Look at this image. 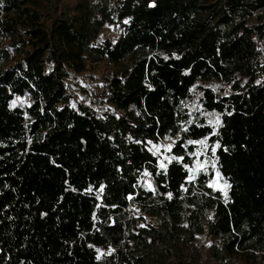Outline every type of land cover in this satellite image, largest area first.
Here are the masks:
<instances>
[{"label": "trees", "instance_id": "1", "mask_svg": "<svg viewBox=\"0 0 264 264\" xmlns=\"http://www.w3.org/2000/svg\"><path fill=\"white\" fill-rule=\"evenodd\" d=\"M0 264H264V0H0Z\"/></svg>", "mask_w": 264, "mask_h": 264}, {"label": "rangeland", "instance_id": "2", "mask_svg": "<svg viewBox=\"0 0 264 264\" xmlns=\"http://www.w3.org/2000/svg\"><path fill=\"white\" fill-rule=\"evenodd\" d=\"M103 31L109 35H114L115 31L111 28V27H105L103 29ZM73 76H70V78H72ZM78 82H80L81 84H86L87 83V79L85 77H79L77 79ZM70 90L76 94H79V88L78 86L75 85V83L73 82V80L71 81V79L68 81ZM220 84L219 83H214L212 84V86L214 87H218ZM199 96V94H198ZM189 105L191 107V109H194L195 111H198L199 115H203L207 121V123L209 125H211L215 130L217 129V127L219 126V124L216 123V119L219 118L220 121V115L217 112H207L204 110H200V104H199V99L198 97H196L194 100L189 101ZM175 140V138H169V139H165L162 140L160 144H154V143H150L151 146V150L156 153V154H160L162 156V160L164 159H168V155L166 153H164L165 150H168V146L172 144V142ZM199 141H205L204 144H200L198 143ZM199 141H195L193 142V144L195 145V162L192 166V168L190 169V173L191 176H195L197 174H199L200 172H209L212 173L213 179L210 182V184L213 185V188L216 190H219L220 193L225 196V192L227 193V188H224V185L227 184V182L225 181V179L221 176L219 170L216 167V159H215V153L213 154V149H216V144L215 143H210V141L205 138ZM159 147V152L156 151V148ZM164 149V151H163ZM204 165L203 169L198 168V165ZM193 170H195L193 172ZM228 185V184H227ZM146 186H148V184H146Z\"/></svg>", "mask_w": 264, "mask_h": 264}, {"label": "snow or ice", "instance_id": "3", "mask_svg": "<svg viewBox=\"0 0 264 264\" xmlns=\"http://www.w3.org/2000/svg\"><path fill=\"white\" fill-rule=\"evenodd\" d=\"M125 22H127V21H125ZM216 123H217V124L220 123L219 118L216 119ZM190 143H192V142L190 141ZM198 143H200V144H204L205 141H199ZM218 146H219V145H217V147H218ZM168 150H169V151L171 150V145L168 146ZM156 151L159 152V147L156 148ZM212 151H213V154H214V153H215V149H213ZM173 159H174V158H173ZM160 167L163 169V168L166 167V165L163 164V163H161ZM203 167H204V165H202V164L198 165V168H200V169H203ZM194 171H195V170H193V172H194ZM145 175H148V173H145ZM190 179H194V175L191 176ZM149 187H151V185H149ZM209 187H213V185L210 184ZM227 187H228V185L225 184V185H224V188H227ZM226 195H227V193L225 192V196H226Z\"/></svg>", "mask_w": 264, "mask_h": 264}]
</instances>
